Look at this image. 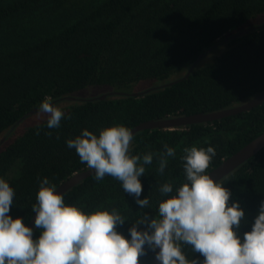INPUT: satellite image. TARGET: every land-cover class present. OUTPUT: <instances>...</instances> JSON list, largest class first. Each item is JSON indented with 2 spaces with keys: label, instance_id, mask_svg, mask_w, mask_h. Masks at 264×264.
<instances>
[{
  "label": "trees",
  "instance_id": "1",
  "mask_svg": "<svg viewBox=\"0 0 264 264\" xmlns=\"http://www.w3.org/2000/svg\"><path fill=\"white\" fill-rule=\"evenodd\" d=\"M263 17L264 0H0V176L14 189L9 214L29 226L41 178L59 187L89 170L66 146L85 127L96 132L123 123L132 130L149 120L231 109L262 94ZM91 87L104 92L83 97ZM45 96L53 104L67 101L70 118L53 129L45 119L14 136ZM263 132L264 102L213 121L141 130L133 135V154L164 144L177 152L163 174L155 157L145 166L140 198L148 195L150 209H139L110 176L85 178L64 193L66 202H83L87 210L117 207L129 219L118 226L127 236L141 212L155 215L157 183L172 182L175 190L183 181L185 146L216 148L210 173ZM221 181L231 191L228 203L238 200L245 210L242 234L264 200V148ZM39 234L34 227L33 237ZM154 258L146 246L143 264Z\"/></svg>",
  "mask_w": 264,
  "mask_h": 264
},
{
  "label": "clouds",
  "instance_id": "2",
  "mask_svg": "<svg viewBox=\"0 0 264 264\" xmlns=\"http://www.w3.org/2000/svg\"><path fill=\"white\" fill-rule=\"evenodd\" d=\"M38 114L46 115L49 129L70 118L50 96L41 101ZM133 139L130 127L114 123L96 132L85 127L68 138L66 146L94 170L96 181L112 177L139 209H150L148 195L140 198L145 166L155 157L157 171L163 174L177 152L164 144L158 152L133 154ZM216 155L212 145L185 146L180 157L183 181L175 190L172 182L157 183L161 199L155 215L141 212L127 236L118 226L129 219L117 207L100 204L87 210L83 202H66L65 194L45 176L31 207L34 227L40 230L34 238L33 227L9 214L14 189L0 176V264H143L146 246L155 252L158 264H264V200L251 229L241 234L245 210L238 200L228 203L231 191L208 172ZM186 247L203 259L189 257Z\"/></svg>",
  "mask_w": 264,
  "mask_h": 264
},
{
  "label": "water",
  "instance_id": "3",
  "mask_svg": "<svg viewBox=\"0 0 264 264\" xmlns=\"http://www.w3.org/2000/svg\"><path fill=\"white\" fill-rule=\"evenodd\" d=\"M253 28L254 27L252 26L250 29H253ZM250 29H247V30H250ZM247 30H245V31H247ZM191 70L188 72L187 76L191 73ZM155 88L152 87V88H149L145 91L134 92V93H130V94L135 95V96H139V95H142L146 92H149ZM262 102H264V92L262 94L258 95L257 97H255L254 99L250 100L249 102H247L241 106H238V107H234L231 109L222 110V111H218V112H213V113H207V114L198 113V114L182 116V117H177V118H171V119H165V120H149V121H145V122L139 124L138 126L134 127L132 129V132L134 135L137 132L144 130V129H153V128L174 129L177 127L187 126V125L194 124V123L213 121V120L220 119V118H223L226 116L235 115V114H238L240 112L250 110V109L254 108L255 106L261 104ZM36 112H38V109H34L31 112H29L28 114H33ZM263 148H264V132L260 136L255 138L252 142H250L245 147H243L241 150H239L237 153H235L233 156L226 159L220 166H218L213 171H211L210 174L213 175L214 178L221 180L226 175H228L233 170H235L238 166L243 164L245 161L249 160L250 158H252L256 154H258ZM91 175H94V170H91V169L76 173L75 175L70 177L68 180H66L64 183H62L59 187H57V189L59 191H61L62 193H65L67 190H69L70 188L77 185L82 180H84L85 178H87ZM35 215H36V213H35ZM35 215L32 218V220L29 224V227L34 228ZM151 264H158V262L154 258V260Z\"/></svg>",
  "mask_w": 264,
  "mask_h": 264
},
{
  "label": "rangeland",
  "instance_id": "4",
  "mask_svg": "<svg viewBox=\"0 0 264 264\" xmlns=\"http://www.w3.org/2000/svg\"><path fill=\"white\" fill-rule=\"evenodd\" d=\"M261 19L264 20V17ZM259 22L260 21H257L255 23H251L249 26H256L257 25L256 23H259ZM83 92H82V94L80 93L81 95H84L83 97H94V96L101 95L104 92V90L102 91L100 88L91 87V88L84 90ZM64 104H67V101L60 102V103H57L55 105L60 106L63 109ZM45 119H47L46 115L38 114V112L34 113L33 115H30L26 120H24L20 124V126L18 127L17 132H15L14 136L19 135L20 133L25 131L27 128L35 125L38 122H41L42 120H45ZM12 138H14V137H12Z\"/></svg>",
  "mask_w": 264,
  "mask_h": 264
}]
</instances>
